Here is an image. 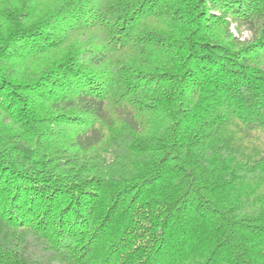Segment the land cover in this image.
<instances>
[{"label":"trees","instance_id":"trees-1","mask_svg":"<svg viewBox=\"0 0 264 264\" xmlns=\"http://www.w3.org/2000/svg\"><path fill=\"white\" fill-rule=\"evenodd\" d=\"M0 264H264V0H0Z\"/></svg>","mask_w":264,"mask_h":264},{"label":"rangeland","instance_id":"rangeland-1","mask_svg":"<svg viewBox=\"0 0 264 264\" xmlns=\"http://www.w3.org/2000/svg\"><path fill=\"white\" fill-rule=\"evenodd\" d=\"M48 1V0H47ZM46 2V0H44V3ZM244 36H246V33H244Z\"/></svg>","mask_w":264,"mask_h":264}]
</instances>
